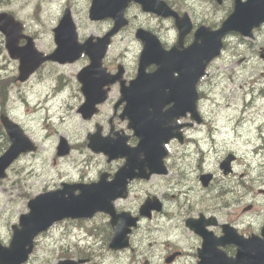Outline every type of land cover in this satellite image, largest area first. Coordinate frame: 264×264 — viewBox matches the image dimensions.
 I'll return each mask as SVG.
<instances>
[{"label": "clouds", "instance_id": "9594fccd", "mask_svg": "<svg viewBox=\"0 0 264 264\" xmlns=\"http://www.w3.org/2000/svg\"><path fill=\"white\" fill-rule=\"evenodd\" d=\"M93 3L0 0V17L18 26L16 47L27 46L30 38L34 51L42 57L21 79V58L10 54L7 33L0 28V158L13 145L5 119L34 146L19 150L0 176L7 177L0 187V249H11L16 233L23 231L21 217L31 215L30 201L56 191L68 199L65 185H98L102 174H106L104 183L116 179L128 157L110 158L104 151L93 150L91 138L97 133L103 140L122 139L130 149L140 145L141 136L124 115L128 101L122 98V85L130 87L138 77L145 48L137 35L141 28L164 52L203 44L196 35L201 27L220 35L216 51L203 62L194 81L192 108L168 122L174 131L160 142L163 170L145 164L147 176L157 175L133 185L127 199H117L126 195L124 192L109 201L117 217L126 213L134 220L127 224L128 231L122 229L126 244L110 247L117 237L112 213L95 209L83 221L64 216L36 230L24 246L25 258L18 264H167L172 259L166 258L177 253L175 264H201L204 236L190 226L189 220L199 222L217 241L225 236L224 226H228L243 240L255 237L264 242V20L247 33L232 27L221 32L235 13L237 0H152V8H145L142 0H124L117 13L119 24L117 16L108 15L110 20L103 28L93 30L81 24L77 34L72 13L92 8ZM249 3L239 0L240 5ZM252 3L264 5V0ZM160 5L173 9L172 19L154 10ZM66 14L73 25L75 43L81 48L71 73L59 64L42 63L57 60L48 57L59 48L56 29ZM185 16L189 26L181 35L177 20ZM125 24L130 28L119 32L105 54L109 37ZM99 41L105 43L98 68L113 78L101 83L100 91L105 95L106 85L118 84L104 110L93 117L97 111L93 104L94 110L86 117L81 109L87 97L78 75L93 63L83 46ZM158 68L153 61L143 71L152 74ZM124 72L126 79L122 78ZM171 75L179 78L180 72L173 70ZM6 82L12 83L6 86ZM174 103L169 100L163 104L161 112ZM61 138L66 141L64 154H58ZM138 160H145L144 152L138 153ZM225 163L227 168L222 167ZM133 171L139 173L140 168ZM72 195L80 196L81 189L73 188ZM151 200L159 209L149 207L148 214H142V207ZM225 244L216 243V250L235 261L239 245L234 243V249L225 254Z\"/></svg>", "mask_w": 264, "mask_h": 264}, {"label": "water", "instance_id": "95a60500", "mask_svg": "<svg viewBox=\"0 0 264 264\" xmlns=\"http://www.w3.org/2000/svg\"><path fill=\"white\" fill-rule=\"evenodd\" d=\"M123 2L124 0H94L93 7L89 8L90 17L92 19H100L109 17L108 15H114L117 16L119 24L117 13L123 6ZM144 7L152 8V0L144 4ZM154 10L166 15L164 17L171 14L175 15V13H171L173 10L167 9L163 5ZM260 20H264V5L252 3V0H250L248 5H240L239 0H237L236 11L225 23L221 32L232 27L242 33H247L249 28L258 24ZM186 21V16L183 20H177L178 25L181 27V35L189 26L188 23H185ZM72 23L74 25L73 21ZM72 23L66 14L60 27L56 29V39L59 43V48L51 57H48L57 59L53 61L60 63L71 62L73 61L71 59L78 56L81 48L75 43ZM0 28H3L7 33V46L10 54L13 57L19 56L21 58V79H23L24 75L35 67L42 57L34 51L30 38L27 46L23 48L16 47L18 26L10 19L0 17ZM137 35L145 43L140 60V70L138 77L131 82L130 87H123L122 85V98L128 101L124 115L130 118V127L135 128L136 134L141 136L140 145L136 149H130L124 144L122 139L117 141L103 140L98 133L91 138L92 143L90 144L93 150L104 151L110 158L120 155L128 157L126 166L118 172L116 179L112 182L117 192L114 194L108 193L109 185H106L101 180L100 184L87 187L83 185H65L63 191L68 193V199H64L63 192L56 191L41 195L30 201L29 206L32 209V213L30 216L21 217L24 229L16 233L12 248L9 250L0 249V264H18V261L24 259L26 254L25 244L29 243L31 236L36 230L46 226L52 219L64 216L87 218L86 216L90 215L95 209H105L112 213L111 223L116 226L117 237L110 244V247L115 248L126 244L124 232L128 231L127 224H133L134 220L129 218L126 213L121 214V217H117L109 201L115 195L126 193L127 178L148 177L143 171L145 164L153 170H163L159 159L160 142L174 131L168 122L176 115L183 114L185 109L192 108L194 81L202 69L203 62L216 51L220 33H212L205 28H200L196 35L198 39L203 40V44L194 43L180 53H177L178 51L174 49L170 52L162 51L155 38L145 33L144 30H138ZM104 43L105 41H99L97 44L89 42L83 46V50L93 60L92 66L78 75L80 80H86L83 90L86 92L87 103L81 109L86 117L94 110L93 104L96 108V104L104 99V93L99 90V87L97 88L98 84L96 83L101 75L94 77L97 72H103L98 68V60L102 55ZM153 61L159 65L158 70L152 74H145L143 71L144 66ZM173 70L180 72L179 78L172 77L171 73ZM102 83L106 82L103 81ZM165 89L169 91L166 93ZM169 100L175 102L174 106L166 112H161L162 105ZM149 107L152 108V112L148 111ZM4 122L10 132L13 145L8 153L3 158H0V176L4 175L3 168L19 150H27L34 147L20 134L14 125L6 119ZM66 151V141L61 138L58 154H64ZM141 151L145 153L144 161L138 160V153ZM222 167L227 168V164H223ZM134 168H140V172L134 173ZM204 179L206 183L207 178L205 177ZM73 188H80L81 195L73 196ZM149 207L159 209V205L155 200H151L142 207V214H148ZM117 221L121 222L117 223ZM123 221H126V225ZM188 223L204 236V248L200 252L201 264H264V242L258 241L255 237L243 240L236 236L228 226H224L226 234L221 240L217 241L210 233L203 231L199 222L189 220ZM122 229H124V232H122ZM233 242L239 245V252L235 261L226 259L225 255L215 248L216 243H226L225 245H227L234 244ZM225 254L227 253L225 252ZM171 258L167 259L170 260ZM62 264H71V262H62Z\"/></svg>", "mask_w": 264, "mask_h": 264}, {"label": "rangeland", "instance_id": "374dc122", "mask_svg": "<svg viewBox=\"0 0 264 264\" xmlns=\"http://www.w3.org/2000/svg\"><path fill=\"white\" fill-rule=\"evenodd\" d=\"M81 3H83V4H85V5H87L88 4V0H81ZM74 19H75V22L77 23H79V27H78V34H79V31H80V25L81 24H83L86 28H89V29H96V28H103L107 23H108V21L110 20V19H105L104 21H102V22H100V23H96V24H93V23H90L89 21H88V19L86 18V7L83 9V10H80L79 12H74ZM128 28H130V26L129 27H127V28H125L124 30H126V29H128ZM123 30V31H124ZM114 40V39H113ZM78 62V61H77ZM76 62V63H77ZM51 63V62H50ZM76 63H73V64H65V65H62V67H65L66 69H67V71L69 72V73H71V72H73L74 71V65L76 64ZM52 64H57V63H52ZM126 75H127V73H126ZM71 82V81H70ZM11 83L12 82H8V86H10L11 85ZM15 83L16 84H19L20 82L19 81H15ZM108 104V103H107ZM107 104H105V105H107ZM105 105H103V107H102V109H101V112L104 110V107H105ZM99 115V114H98ZM6 172H7V170H6ZM154 177V176H153ZM153 177H151V179L150 180H148V181H151L152 179H153ZM5 179H7V177H5L3 180H5ZM3 180H1L0 181V187H2V184H3ZM148 181H146V182H148ZM138 183H143V181H135V182H133V183H131V185H130V194L129 195H131V189H132V186L133 185H135V184H138ZM128 198V197H127ZM126 198V199H127ZM81 221H83L84 219H80ZM225 250L227 251V252H230V251H232V250H229L228 248H227V246L225 247ZM177 259H179V257L177 258ZM173 264H175V262L173 263Z\"/></svg>", "mask_w": 264, "mask_h": 264}, {"label": "flooded vegetation", "instance_id": "af4514ba", "mask_svg": "<svg viewBox=\"0 0 264 264\" xmlns=\"http://www.w3.org/2000/svg\"><path fill=\"white\" fill-rule=\"evenodd\" d=\"M148 1H149V0H142L143 3H148ZM88 2H89V0H88ZM174 2H175V0H174ZM87 5H88V4H87ZM88 8H89V7H86V18L88 19V21H89L90 23L96 24V23H100V22L104 21V20H98V21H92V20H90V19L88 18ZM72 14L74 15V12H73ZM78 25H79V23L77 22V23H76L77 28L79 27ZM129 26H130L129 24L125 25L120 31H123L125 28H127V27H129ZM193 28H195V25H193ZM191 34H192V33H191V30H190V32L186 34L185 39L187 40L188 36L191 35ZM175 49H176V48H175ZM176 51H177V50H176ZM178 52H180V51H178ZM107 78H108V76H107ZM103 80H104V78H103V76H102V77L99 78V80H97L96 83H100V82H102ZM117 84H118V83H114V84H111L110 86L107 87V89H108V97H107V99H106V101H105L104 104L109 103V97L112 95V89H113L114 87H116ZM118 110H119V109H118ZM112 123L115 124L116 121L113 120ZM104 175H106V174H102L103 177H104ZM135 181H137V180H135ZM129 188H130V185H129L128 189H129ZM209 227H212V226L209 225ZM227 248H228L229 250H232V249H234V245H233V244H229V245H227ZM178 257H179V254H178V253H177V255H174V259H173L174 261H173L172 263H170V264H173V263L177 260ZM85 258H87V254H86V257H85ZM167 258H169V257H167ZM167 258H166V259H167Z\"/></svg>", "mask_w": 264, "mask_h": 264}, {"label": "trees", "instance_id": "16d2710c", "mask_svg": "<svg viewBox=\"0 0 264 264\" xmlns=\"http://www.w3.org/2000/svg\"><path fill=\"white\" fill-rule=\"evenodd\" d=\"M6 85H7V82H6Z\"/></svg>", "mask_w": 264, "mask_h": 264}]
</instances>
